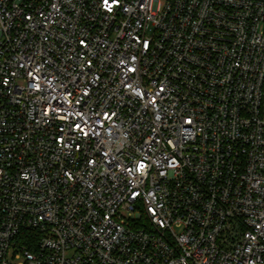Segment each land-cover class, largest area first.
<instances>
[{
	"label": "built area",
	"instance_id": "obj_1",
	"mask_svg": "<svg viewBox=\"0 0 264 264\" xmlns=\"http://www.w3.org/2000/svg\"><path fill=\"white\" fill-rule=\"evenodd\" d=\"M109 3L0 0V264H264V0Z\"/></svg>",
	"mask_w": 264,
	"mask_h": 264
},
{
	"label": "snow or ice",
	"instance_id": "obj_2",
	"mask_svg": "<svg viewBox=\"0 0 264 264\" xmlns=\"http://www.w3.org/2000/svg\"><path fill=\"white\" fill-rule=\"evenodd\" d=\"M115 2L118 3V0H115ZM103 3L106 6V10H108V11L112 10L113 4L109 3V0H103ZM133 71H134V69H133ZM76 127L79 128L80 126L77 125ZM141 167L143 168V167H145V165L142 164Z\"/></svg>",
	"mask_w": 264,
	"mask_h": 264
}]
</instances>
